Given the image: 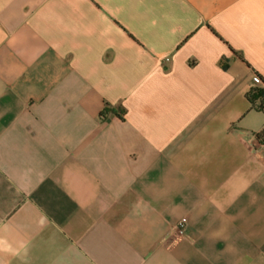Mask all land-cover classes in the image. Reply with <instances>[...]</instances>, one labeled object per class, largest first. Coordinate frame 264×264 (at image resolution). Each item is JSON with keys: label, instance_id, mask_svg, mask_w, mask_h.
<instances>
[{"label": "crops", "instance_id": "1", "mask_svg": "<svg viewBox=\"0 0 264 264\" xmlns=\"http://www.w3.org/2000/svg\"><path fill=\"white\" fill-rule=\"evenodd\" d=\"M252 88L264 0H0V264H264Z\"/></svg>", "mask_w": 264, "mask_h": 264}, {"label": "trees", "instance_id": "2", "mask_svg": "<svg viewBox=\"0 0 264 264\" xmlns=\"http://www.w3.org/2000/svg\"><path fill=\"white\" fill-rule=\"evenodd\" d=\"M259 95L264 96V90L260 88H252L251 91L248 93L247 97L250 100V102L253 104L255 101V98ZM109 112H114L115 115L119 116L115 111L112 109L105 107V109L101 112L100 116L102 118H105Z\"/></svg>", "mask_w": 264, "mask_h": 264}, {"label": "built area", "instance_id": "3", "mask_svg": "<svg viewBox=\"0 0 264 264\" xmlns=\"http://www.w3.org/2000/svg\"><path fill=\"white\" fill-rule=\"evenodd\" d=\"M262 144H264V140L261 141ZM186 218H182L178 224H177V231L179 234H183L184 233V230H185V227H186Z\"/></svg>", "mask_w": 264, "mask_h": 264}]
</instances>
